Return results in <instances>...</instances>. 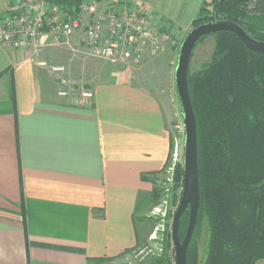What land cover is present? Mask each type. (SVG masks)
<instances>
[{
	"label": "crops",
	"instance_id": "crops-1",
	"mask_svg": "<svg viewBox=\"0 0 264 264\" xmlns=\"http://www.w3.org/2000/svg\"><path fill=\"white\" fill-rule=\"evenodd\" d=\"M26 1L0 0V22ZM141 1L169 29L157 0ZM66 52L0 45V264H101L135 246L172 149L171 92L105 67L75 77L93 97L62 96L50 66L70 72L54 63Z\"/></svg>",
	"mask_w": 264,
	"mask_h": 264
},
{
	"label": "trees",
	"instance_id": "trees-1",
	"mask_svg": "<svg viewBox=\"0 0 264 264\" xmlns=\"http://www.w3.org/2000/svg\"><path fill=\"white\" fill-rule=\"evenodd\" d=\"M73 11L80 0H48ZM202 3L195 23L226 19L264 42V0ZM215 37L210 61L189 70L188 85L197 119L200 207L193 237L207 232L205 257L191 240L188 264H257L264 260V54L249 49L234 32ZM184 186V171L177 170ZM159 194L155 188L152 194ZM189 210L180 221L183 238ZM166 246L172 234L167 232ZM193 239V238H192ZM175 252V250H174ZM175 254V253H174ZM176 260V258H175ZM168 262V263H167ZM160 264H171L167 254Z\"/></svg>",
	"mask_w": 264,
	"mask_h": 264
},
{
	"label": "rangeland",
	"instance_id": "rangeland-1",
	"mask_svg": "<svg viewBox=\"0 0 264 264\" xmlns=\"http://www.w3.org/2000/svg\"><path fill=\"white\" fill-rule=\"evenodd\" d=\"M107 5L115 4L118 6L130 5L141 6L144 10L146 3L139 0H99ZM155 1V0H150ZM204 0H157L158 8L169 16L168 26L165 32L169 34L163 51L148 55L139 64L124 62H109L99 60L86 55L80 44V34L76 35L71 42V46H55L66 49L68 52L64 59L54 62L69 65L70 72L67 74L72 78H85L101 74V68L111 67L116 79L119 75L132 79L136 84L161 86L174 95L176 103V113L173 115V145L169 154L168 161L163 168V172L155 180L157 192L148 197V205L145 209H139L135 214L136 230L138 234L135 246L122 253L120 256L107 260L101 264H160L159 259L163 254H167V260L171 259V264H175V252L172 235L170 243L166 246V233L172 234V223L174 213L181 201L183 186L182 177H177V170L182 168L184 171L185 157V125L184 110L178 95L175 83V71L179 59L181 44L190 30L194 27L209 22L205 19L202 23L196 24L194 21L199 14ZM212 0H205L204 14L211 12ZM150 14L152 11H148ZM161 19V18H160ZM165 22V27L168 23ZM169 30V31H168ZM215 46V37L207 36L198 41L194 47L190 62V72L199 70L206 62L212 58ZM72 48L78 49L73 50ZM92 61V62H90ZM53 63V62H52ZM94 63L95 67H89ZM106 69V68H105ZM83 80V79H82ZM86 80V79H84ZM84 82V81H83ZM149 84V85H148ZM78 90L89 89L86 83L75 84ZM193 242L197 246L198 258L202 261L205 257L207 232L202 227L200 232L193 237ZM168 263V262H167ZM166 263V264H167ZM257 264H264V260H259Z\"/></svg>",
	"mask_w": 264,
	"mask_h": 264
},
{
	"label": "built area",
	"instance_id": "built-area-1",
	"mask_svg": "<svg viewBox=\"0 0 264 264\" xmlns=\"http://www.w3.org/2000/svg\"><path fill=\"white\" fill-rule=\"evenodd\" d=\"M78 34L86 55L113 63L139 64L146 56L163 51L169 39L160 19L141 6L102 5L99 0H80L73 11L48 0H27L19 13L0 22V45L31 49L33 55L46 44L71 46ZM50 67L58 73L60 95L93 97L92 90L77 89L79 81L67 75L64 65Z\"/></svg>",
	"mask_w": 264,
	"mask_h": 264
},
{
	"label": "water",
	"instance_id": "water-1",
	"mask_svg": "<svg viewBox=\"0 0 264 264\" xmlns=\"http://www.w3.org/2000/svg\"><path fill=\"white\" fill-rule=\"evenodd\" d=\"M229 30L236 33L245 45L258 53L264 54V42L252 38L238 23L221 19L210 21L194 27L184 38L175 71V83L184 110L185 157L184 186L181 201L177 207L172 223V239L175 250V264H188V249L196 229L200 207V179L198 160L197 119L189 91L188 76L194 47L204 36L218 31ZM189 210V222L184 237L180 233V221Z\"/></svg>",
	"mask_w": 264,
	"mask_h": 264
}]
</instances>
